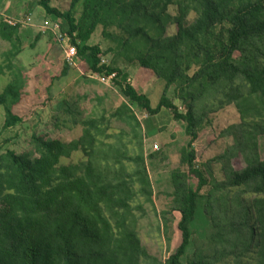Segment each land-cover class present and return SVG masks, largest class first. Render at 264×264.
<instances>
[{"label": "trees", "instance_id": "16d2710c", "mask_svg": "<svg viewBox=\"0 0 264 264\" xmlns=\"http://www.w3.org/2000/svg\"><path fill=\"white\" fill-rule=\"evenodd\" d=\"M125 1L72 0L62 11L51 0H36L46 15L65 22L82 72L116 73L114 84L129 104L149 116L168 110L175 121L185 124L189 141L180 152L181 167L170 179V212L180 214L181 242L164 261L141 245L136 213L143 216L145 211L136 201L153 205L146 160L142 153L128 155L129 142L122 136L129 134H120L111 144L114 137L105 118H91L82 122L81 136L68 143L33 136L37 157L13 151L0 155V264H249L244 261L251 254L253 264H264V159L259 152V138L264 137V0ZM171 6L177 10L172 20L176 33L163 37L162 18ZM190 13L196 18L187 23ZM99 26L103 30L118 26L129 40H146L145 48H132L129 40H121V50L132 52L125 58L128 63L164 82V94L155 107L128 84L126 73L100 65V48L88 44ZM154 29L157 37L149 35ZM20 33L18 27L0 22V38L11 45L0 75L6 69L13 78L0 94L5 129L22 122L14 112L22 98L13 62L21 52ZM39 39L38 34L35 42ZM68 69L65 63L61 76ZM172 87L183 112L165 95ZM128 103L109 118L129 126L136 139L141 125ZM231 105L241 120L227 130L234 144L212 161L241 157L245 166L236 171L224 164V179L210 182L212 162L206 164L207 170L199 168L193 145L206 114ZM76 152L84 158L81 164H61ZM193 178L196 187L190 184ZM245 195L253 200H244ZM200 212L211 232L189 254L194 245L192 226Z\"/></svg>", "mask_w": 264, "mask_h": 264}, {"label": "rangeland", "instance_id": "374dc122", "mask_svg": "<svg viewBox=\"0 0 264 264\" xmlns=\"http://www.w3.org/2000/svg\"><path fill=\"white\" fill-rule=\"evenodd\" d=\"M71 1L51 0V5L62 11H67ZM127 2L128 0L125 1V4ZM2 3H6L7 7L13 10L15 9L17 13L23 9L26 14H30L32 26L20 30L21 52L13 60L15 72L20 75L19 82L22 89L21 102L14 108V112L22 118V122L14 128L5 129V114L0 105V155L7 151H13L16 154L28 153L37 157L32 145L33 136L68 143L81 136L83 121L104 117L106 120L104 124L109 128L108 133L114 137L109 140L112 142L111 144H115L117 140L115 138L120 134H129L128 137L122 136L123 142L126 144L129 142L128 155L142 153L146 160L148 175L153 186V205L145 204L143 199L136 201V203L143 204L145 211L143 216L136 213L139 217L136 229L141 245L147 252L159 261H164L174 253L181 242V234L177 228L180 214L170 212L173 192L170 179L171 172L181 167L180 152L189 141L185 134V124L182 121H175L171 112L165 109L156 116L147 115L137 106L129 104L114 82L108 86L102 85L94 78H90L91 72H82L78 66L76 68L69 65L67 74L61 76L66 63L67 46H63L59 35L64 37L67 33L65 22L54 16L46 15L36 0H19L17 2L0 0V4ZM74 12L78 18L80 8L76 7ZM176 15L177 10L174 6L169 7L163 15L166 17V19L162 18L165 26L163 37H171L176 33V27L172 24ZM195 18V14L190 13L186 21L192 23ZM0 22L4 23V18L1 16ZM55 24H58L61 33H54ZM123 25H130V22H125ZM154 31L149 33L151 37L158 36L157 31L155 29ZM38 34L40 39L35 42V37ZM129 38L124 28L113 26L103 30L99 26L92 34L88 44L98 46L109 65L126 73L128 84L145 94L150 99L152 106L155 107L164 94L165 84L144 74L137 65L126 61L127 57L132 56V52L121 50V40H129ZM129 43L132 48L146 47V40L143 38L129 40ZM10 50V43L0 38V67H4V55ZM4 73L5 75H0V94L13 80L6 69H4ZM165 95L183 112L180 102L175 99L173 87L169 88ZM124 102L128 103L141 125L136 129V139H133L129 126L109 118L110 114ZM240 122L239 111L234 105L227 106L215 113L206 114L204 128L199 132L193 149L199 168L207 170L206 164L212 162L210 166L212 178H209L208 175L210 182L212 179L216 181L224 179V164L226 168H233L236 171L244 168L245 165L241 157L223 161V163L212 161L234 144V138L227 130L231 126L239 125ZM154 145L158 146V150H154ZM259 152L261 158L264 159V137L262 136L259 138ZM83 161L81 153L76 152L70 158L62 159L61 164L77 165ZM190 184L196 187V179H191ZM207 189L205 188L203 191ZM252 198L253 196L246 195L243 197L246 201L253 200ZM165 213L168 214L164 216ZM164 217L167 221L166 228ZM197 217V221L192 226L194 245L191 246L189 254L196 246H201L205 236L211 232V227L204 215L200 212ZM254 257L251 254L249 259L244 262L253 264Z\"/></svg>", "mask_w": 264, "mask_h": 264}, {"label": "built area", "instance_id": "2783aa9c", "mask_svg": "<svg viewBox=\"0 0 264 264\" xmlns=\"http://www.w3.org/2000/svg\"><path fill=\"white\" fill-rule=\"evenodd\" d=\"M13 2H17L19 0H12ZM4 23H6L8 26L11 27H18L20 30L21 29H27L30 26H32V20L31 17L29 15L23 16L20 19H9V18H5L4 19ZM54 33L59 34L60 32V27L58 26V24L54 25ZM44 33V32H43ZM59 38L61 39V43L63 44V46H67V50L65 51V61L68 65L70 66H74L77 68V50L75 49L74 46H72L70 44V38L69 36L66 34L64 37L63 35H59ZM100 65L101 66H109L108 61L104 58L101 57L100 60ZM90 78H94L96 81H98L100 84L102 85H111L115 79H116V73H112L109 76L106 75H101L98 73H90L89 74ZM129 81V80H128ZM154 150H158V146L154 145L153 146Z\"/></svg>", "mask_w": 264, "mask_h": 264}, {"label": "crops", "instance_id": "0c3cea01", "mask_svg": "<svg viewBox=\"0 0 264 264\" xmlns=\"http://www.w3.org/2000/svg\"><path fill=\"white\" fill-rule=\"evenodd\" d=\"M25 12L26 11L21 9L19 13H17L15 9L13 10L12 8L7 7L6 3L0 4V16L3 17L4 19L9 18L15 20V19H20L23 16L30 15V14H26Z\"/></svg>", "mask_w": 264, "mask_h": 264}]
</instances>
